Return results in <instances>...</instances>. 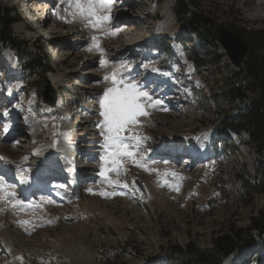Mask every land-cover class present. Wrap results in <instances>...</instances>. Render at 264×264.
Here are the masks:
<instances>
[{
	"label": "rangeland",
	"instance_id": "1",
	"mask_svg": "<svg viewBox=\"0 0 264 264\" xmlns=\"http://www.w3.org/2000/svg\"><path fill=\"white\" fill-rule=\"evenodd\" d=\"M14 1L0 0L4 8L32 15L26 0ZM36 1L43 5L34 11L36 16L27 24L14 25L13 33L28 43V52L40 53L42 48L52 59L59 52L60 58L64 54L62 61L69 59L67 63L57 59L52 72L45 74L57 78L60 108L48 107L36 91L44 74L22 78L18 73L19 79H5L10 70L20 72L19 59L5 48L0 53V81L19 89V95L5 99L0 93V113L19 109L21 114L15 117L12 138L0 139V154L22 157L24 161L6 164L20 166L22 172L37 177L45 170L41 162L51 160L48 155L41 158L42 148L61 142L63 121L69 116L70 124L78 128L75 136H83L76 145L90 147L80 149L82 152H76L72 159L73 167L83 166L86 180L77 199L45 198L34 201L33 209L23 211L14 208L10 200L2 204L0 219L10 226L8 242L23 252L21 264H166L173 247L184 249L193 244L209 249L230 227L248 228L252 218L264 208V180L257 186V194L247 186L255 182L257 156L245 143L249 140L246 132L230 138L214 135L216 115L225 116L236 110L220 94L232 69L226 68L230 64L219 39L214 41L216 48L202 44L178 22L172 11L174 1L170 0L156 7L150 0H131L132 11L124 5V14L118 9L124 1L117 4L119 1L115 0L116 5L111 3L110 19L97 30L86 27L83 19L74 15L75 8H69L68 0ZM196 1L200 12L211 16L223 29L264 30V0ZM167 11L172 12V17ZM41 18L44 23L38 25ZM40 26L49 33H58L46 40ZM124 26H130V30ZM123 42L130 47L121 50ZM260 52L264 55V48ZM216 55L224 56L220 66L213 63ZM201 58L207 62L198 76L192 61ZM101 60L105 61L103 66ZM129 67L138 74L144 71L136 80L145 87L139 90L148 93L152 101H144L149 105L148 114L138 116L137 124L121 133L125 138L134 133L139 143L132 142L133 156L121 157L117 173L112 170L115 166L110 160V141L104 139L107 132L101 134L104 118L100 115V100L107 89L117 86L112 84L113 73L118 82L123 81L119 87L133 84L134 81L125 80L123 73ZM150 69L156 72L152 74ZM157 75H161L158 81ZM105 76L109 79L105 80ZM6 90L3 87V95ZM158 97L162 101L157 104ZM23 115L34 119L31 128L22 126ZM1 127L3 130L6 125ZM172 136H177L184 149L179 157L165 153L167 159H162L164 154L157 156L156 148L167 149ZM207 136L211 141L204 144L206 154L196 163L185 165L186 158L191 157L187 154L196 151L198 143ZM92 174L93 179L89 178ZM183 174L187 177L182 183L179 176ZM64 183L62 180L56 186L66 187ZM62 197L66 199L65 195ZM250 250L237 251L231 258L238 255L235 264H264V255L256 247ZM243 253L248 255L246 261ZM15 261L18 262L17 256Z\"/></svg>",
	"mask_w": 264,
	"mask_h": 264
},
{
	"label": "trees",
	"instance_id": "2",
	"mask_svg": "<svg viewBox=\"0 0 264 264\" xmlns=\"http://www.w3.org/2000/svg\"><path fill=\"white\" fill-rule=\"evenodd\" d=\"M151 1L152 4L162 6L167 0ZM12 12V9L4 8L0 2V51L6 47L11 48L27 76L45 75L51 70L50 56L43 49H39V54L25 49L28 43L13 35L15 19L10 16ZM173 12L184 29L196 35L202 44L217 47L214 41L219 39L221 27L211 16L200 12L196 0H175ZM19 20L20 17L17 18ZM234 33L248 45L249 55L238 70H231L225 77V89L220 92L225 101L231 102L236 110L225 116L217 114L213 126L218 136L224 138H230L231 134L240 135L242 132L248 134L249 140L245 143L257 154L258 159L254 165L255 182L247 186L257 194L256 188L264 180V55L260 52L264 48V30ZM223 58V55H216L213 63L220 66ZM206 62L204 58L200 61L193 60L197 75L200 76ZM226 68L230 67L227 65ZM214 96L219 103L218 95L215 93ZM252 246H257L260 252H264V208L252 218L248 228L230 227L228 232L214 240L209 249H200L193 244L185 249L173 247L169 261L170 264H224L236 251Z\"/></svg>",
	"mask_w": 264,
	"mask_h": 264
},
{
	"label": "snow or ice",
	"instance_id": "3",
	"mask_svg": "<svg viewBox=\"0 0 264 264\" xmlns=\"http://www.w3.org/2000/svg\"><path fill=\"white\" fill-rule=\"evenodd\" d=\"M111 3L112 0H68L69 8H75L74 15H79L83 19L85 26L90 25L93 30L100 29L110 19ZM112 34L114 35L115 31ZM95 40L96 37H93V41ZM97 47L99 46L97 45ZM104 64L105 61L101 60V65L103 66ZM104 79L108 80L109 77L105 76ZM119 83H123V81L118 82L116 73H113L112 84L117 86L107 89L100 100L102 109L100 115L104 118L101 134L104 135L107 132V135H104V139L106 142L110 141L112 150L110 160L111 164L115 166L112 170L117 171V173L121 157L133 156V152L130 150L132 142L135 141L137 145L139 143V139L134 133L130 135V138L123 137L121 133L129 131L136 125L138 116H146L148 114L146 108L149 105H146L144 101H152V97L148 93L139 90L138 85H125L121 88L118 86ZM155 103L158 104L159 101H155ZM4 131L7 132L6 127ZM0 159L4 158L0 157ZM103 174L102 172L101 175ZM110 183L112 182L110 181ZM122 186L127 187V185ZM176 190L178 191L179 189L177 188ZM12 195L14 197L15 194ZM17 204H22V202L17 201Z\"/></svg>",
	"mask_w": 264,
	"mask_h": 264
},
{
	"label": "bare ground",
	"instance_id": "4",
	"mask_svg": "<svg viewBox=\"0 0 264 264\" xmlns=\"http://www.w3.org/2000/svg\"><path fill=\"white\" fill-rule=\"evenodd\" d=\"M12 2H15L14 0H11ZM117 1H119V2H117V4L118 3H122L120 0H117ZM124 2L122 3V4H120V6H118V9H120L119 10V12L121 13V14H124L123 12H121L124 8H125V6L124 5H127L126 7V10L127 11H132V10H129V9H132V7H133V1H129V0H123ZM31 2H35V9L34 10H32L31 9V11H32V15H31V18L29 19V20H32V17H35L36 15H35V13L36 12H34V11H36L37 9H38V11H39V7H42L43 5H39L38 3H37V1L36 0H33V1H31ZM170 2H173V0H170ZM135 3V2H134ZM123 5V6H122ZM74 10V9H73ZM29 14H31L30 12H29ZM167 15L169 16V18L170 17H172V12L171 11H167ZM43 20V18H41L40 20H38V25L39 24H43L44 23V21H42ZM125 28H130V26H124ZM40 28L43 30V34H44V36H43V38L44 39H46V40H51V39H53L54 37V34H56V33H58V32H55V33H53V32H48V30L45 28V29H43V26H40ZM127 28V30H130V29H128ZM124 29V28H123ZM60 33V32H59ZM124 37V36H123ZM42 38V37H41ZM115 38V36L114 35H112V39H114ZM118 44H120V43H118ZM62 46H64V43L62 44ZM119 46V45H118ZM61 47V46H60ZM121 47V46H120ZM130 47V46H129ZM129 47H127L126 46V44H125V42H123V44H122V47H121V50L122 49H125V48H129ZM55 49H58L57 47L55 48ZM118 50H119V47H118ZM117 51V50H116ZM123 51H125V50H123ZM120 52V51H119ZM61 53H62V51H61ZM119 54V53H118ZM121 55V54H120ZM60 52L58 53V57H56V58H54L55 59V61L57 60V59H59L60 57ZM62 57L60 58L61 59V61H62V59H63V56H64V54L62 53V55H61ZM120 57V56H119ZM68 60L69 59H67L66 58V60H63L62 61V63H64V62H68ZM10 63V62H9ZM7 65V64H6ZM124 70V74L126 73V72H128V71H131L132 73H134V75L136 74V72H134L133 71V69L131 68V67H129V68H125V69H123ZM151 70V69H150ZM150 72H152V74L153 73H155L156 71L155 70H151ZM122 73V74H123ZM144 74H139V76H143ZM161 76V75H160ZM159 76V77H160ZM47 77V76H46ZM47 79L49 80V82H50V84H51V86H52V89L53 90H55L56 92H57V90L59 89V86L58 85H56V83H57V78H54V77H52V76H48L47 77ZM159 80V79H158ZM5 88H7V90L5 91L7 94L6 95H8V96H6V95H4V98L5 99H8V98H11V97H15V96H17V95H19V89H16V90H14L13 88H11V87H5ZM0 89H3V87L2 86H0ZM60 95V94H59ZM58 95V96H59ZM60 98H61V96H59V101H60ZM36 99H38V96L36 95ZM158 99H159V103L162 101V99L161 98H159L158 97ZM58 108H60V106H59V104H58V107H57V109ZM19 109H16L15 111H13V112H10L9 114H5V113H0V120H2V122H4L5 123V125H6V128H7V132H5L4 131V129L2 130V132H3V135H2V137H1V141L2 140H5V139H7V138H12V136L14 135H12L11 133H12V130H13V128H14V120H15V117L16 116H19L21 113L18 111ZM24 117H23V127L24 128H31L32 127V125L34 124V119L33 118H31L30 116H26V115H23ZM69 119H70V117L68 118V119H66L65 121H63V123H64V127H65V130H64V133H63V136H62V139H61V142L59 143V144H57V145H53V144H46L45 145V147L44 148H42V150H41V154H42V157L41 158H45V156L46 155H48V156H50L51 157V160H50V162H49V166H51L50 167V173H52V174H55L56 173V170H59V171H61V172H65V171H68L69 169H70V167H72V165H71V162H72V159L74 158V155H75V153L76 152H78V151H82V150H80V149H87V148H89L90 146H84V147H79V145L77 146L76 145V143L78 142V140L80 139V142H82V138H83V136H75L76 134H75V130L76 129H78V128H76V126L74 127L72 124H70V122H68L69 121ZM0 126H1V124H0ZM16 126V125H15ZM16 128H17V126H16ZM14 133H15V131H14ZM31 137H32V139H34V137H35V132H32L31 133ZM177 136H172L171 137V140L169 139V141H168V147H167V149H165V150H160L161 148L160 147H157L156 149V151H158L159 152V154H157V155H159V156H162L163 154V157H162V159L163 158H166V155H165V153H169V154H171L172 155V153H174L175 151H176V153H179V152H181L182 151V149H183V145H182V143L181 142H179V141H177V138H176ZM30 138V137H29ZM211 139V137H204L199 143H198V145H197V150L195 151V150H193V151H190V153L188 154V156H191V157H193L194 159H192L191 157L190 158H186V161H184V163H185V165H190V164H194V163H196L198 160L197 159H200L201 158V155H203V153H206V150H204V144H205V142L206 141H211L210 140ZM59 140V139H58ZM31 142H33L32 140H31ZM180 143V144H179ZM83 145V144H82ZM145 147V146H144ZM165 151V152H164ZM195 151V152H194ZM84 152H86L85 150L83 151V153ZM88 152V151H87ZM89 154H92L93 155V153L94 152H88ZM7 155H5V156H3V155H1L0 154V157H3L4 159H0V162L2 163H4V164H6V163H9L10 164V162H12V161H14V160H19V161H24L25 159H22V157H20V158H17V157H15L14 155H13V153L12 154H8V153H6ZM156 155V154H155ZM126 157V156H125ZM200 157V158H199ZM167 159V158H166ZM202 161V160H201ZM12 164H16V163H12ZM196 165V164H195ZM76 169H79V167L77 166L75 169H72L71 168V170H73V171H75ZM80 170V169H79ZM79 170H77V171H79ZM79 176H80V174H79ZM89 177L90 178H92L93 177V175H89ZM185 177H187L185 174H183V175H181V176H179V181L180 182H186V179H185ZM188 177H192V176H188ZM202 177L203 178H205L206 177V172H204V173H202ZM79 182H80V180H79ZM110 182V181H109ZM115 182V181H114ZM80 184H82V182H80ZM113 183H111V185H112ZM116 188V187H115ZM58 190H59V192L60 191H62L63 190V188H58ZM76 192H77V194H79L78 192H79V190H76ZM52 193H55V192H52ZM55 195H57L56 193H55ZM5 198V196H3V199ZM141 202V201H140ZM143 203L144 202H146L145 200H143L142 201ZM146 204V203H145ZM29 206H33V204L32 203H30L29 204ZM25 209H27V208H25ZM33 209V208H32ZM35 209V208H34ZM37 209V208H36ZM23 211V210H22ZM16 215V214H15ZM19 217V216H18ZM29 218V217H28ZM27 240V239H26ZM96 241V240H95ZM31 243V242H30ZM28 244V243H27ZM63 252V251H62ZM246 255V253H243V254H241V256H243V257H246L245 256ZM9 257V256H8ZM237 258H238V255H236L234 258H231L230 257V259H228L226 262V264H235V262H236V260H237Z\"/></svg>",
	"mask_w": 264,
	"mask_h": 264
},
{
	"label": "water",
	"instance_id": "5",
	"mask_svg": "<svg viewBox=\"0 0 264 264\" xmlns=\"http://www.w3.org/2000/svg\"><path fill=\"white\" fill-rule=\"evenodd\" d=\"M219 36L220 46L225 50L229 62L234 68L241 67L249 55L248 45L240 36L223 28L219 29ZM36 88L45 104L50 107L56 106V92L52 89L47 78H44L41 83H38Z\"/></svg>",
	"mask_w": 264,
	"mask_h": 264
}]
</instances>
